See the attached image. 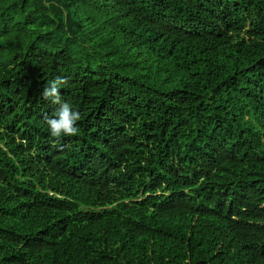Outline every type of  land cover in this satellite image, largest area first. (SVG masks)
<instances>
[{
    "label": "trees",
    "instance_id": "1",
    "mask_svg": "<svg viewBox=\"0 0 264 264\" xmlns=\"http://www.w3.org/2000/svg\"><path fill=\"white\" fill-rule=\"evenodd\" d=\"M0 264H264V0H0Z\"/></svg>",
    "mask_w": 264,
    "mask_h": 264
},
{
    "label": "clouds",
    "instance_id": "2",
    "mask_svg": "<svg viewBox=\"0 0 264 264\" xmlns=\"http://www.w3.org/2000/svg\"><path fill=\"white\" fill-rule=\"evenodd\" d=\"M62 83V79L57 78L45 86L41 93L44 99L56 106L51 116L44 117V123L49 136L57 144L62 138L77 136L80 131L78 122L81 120V113L62 98Z\"/></svg>",
    "mask_w": 264,
    "mask_h": 264
}]
</instances>
